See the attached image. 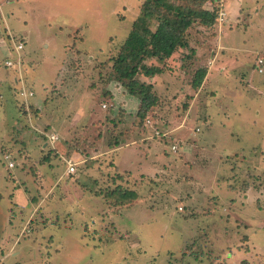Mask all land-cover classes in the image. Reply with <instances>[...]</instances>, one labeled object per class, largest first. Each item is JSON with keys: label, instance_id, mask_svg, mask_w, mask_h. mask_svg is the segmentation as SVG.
<instances>
[{"label": "rangeland", "instance_id": "obj_1", "mask_svg": "<svg viewBox=\"0 0 264 264\" xmlns=\"http://www.w3.org/2000/svg\"><path fill=\"white\" fill-rule=\"evenodd\" d=\"M145 1L0 0V38L33 64L19 78L33 97L0 83V230L22 232L0 264H264V0H227L221 26L196 20L187 47L141 62L163 70L154 80L120 78ZM219 38L233 63L194 88ZM5 61L0 46L3 78ZM143 89L154 105L139 117Z\"/></svg>", "mask_w": 264, "mask_h": 264}, {"label": "trees", "instance_id": "obj_2", "mask_svg": "<svg viewBox=\"0 0 264 264\" xmlns=\"http://www.w3.org/2000/svg\"><path fill=\"white\" fill-rule=\"evenodd\" d=\"M187 1L189 3L187 6L176 5L172 0L145 1L141 16L124 40L114 66V71L120 78L130 79L139 69L144 70L148 77L161 74L162 69L146 68L140 65L141 62L148 58H156L159 62H163L179 49L187 47L183 34L196 20L204 27L215 26L220 0ZM206 4L210 6L209 9L204 7ZM152 18L157 21L155 31L149 29ZM205 75L206 68H200L192 81V86L199 88ZM133 82L131 81L135 84ZM140 92L145 94V100L138 109V116L144 117L154 103L149 90L143 89Z\"/></svg>", "mask_w": 264, "mask_h": 264}, {"label": "crops", "instance_id": "obj_3", "mask_svg": "<svg viewBox=\"0 0 264 264\" xmlns=\"http://www.w3.org/2000/svg\"><path fill=\"white\" fill-rule=\"evenodd\" d=\"M226 2H227V0H222V3H223V5H225L226 4ZM257 2V1H256ZM228 9L230 10L229 12H231V15L234 17V15L235 14H232V12H234L233 11V8H235V9H239L238 7H237V5H236V3L235 2H231V1H228ZM238 12V15L241 17V21H244V18H246V19H250V16H251V12H250V10H246L244 13H243V15L241 16V13H239V11H237ZM245 19V20H246ZM251 23V21L249 20V24ZM9 33V32H8ZM8 33L6 34V38L8 37ZM2 33H0V35H1ZM9 37H10V33H9ZM9 37L7 38V40H4L3 38H0V46H1V49H2V51H3V53H4V55H5V59L7 58V53H8V50L9 49H11V46H12V44H10V42H9ZM215 46H218L219 48L217 49V50H220L219 52L218 51H216V53H215V55H213V54H211L210 56V58H212V56H213V59H207V62H206V65L208 64V61H211V60H213V61H211V63H210V66L208 67V70H207V73H206V75H205V78H204V80H203V82H202V84H201V87H200V89H202L203 87H205V86H207V84H208V82H209V77H210V74H211V72H212V69H213V66L214 65H216L217 63H219L220 64V66H218L219 68H220V70H224V71H226L227 70V68L230 66V62H232L233 63V61L230 59V57H229V55L228 54H225V52L226 51H229V49H230V47H225V46H223L222 44H221V39L219 38V40L217 41V43H215L214 44ZM201 49V48H200ZM200 49H199V52H200ZM222 52V53H221ZM22 57H25V55H22ZM27 59V62H30V66H32L33 64H32V62H31V60L29 59V58H27V57H25V59H24V61ZM22 66V64L20 65V66H15L14 68H12L13 70H11L10 68H8V69H5V71H6V73H7V76L6 77H2L4 74H5V72H1L0 71V83H4V81H9V79L7 80V78L9 77V78H11V82H10V84H12V85H14L15 87H16V89L18 88H20L21 86H22V83H23V81L21 80L20 81V79H22V75H20V69L22 68L21 67ZM217 66V65H216ZM206 67V66H205ZM16 68V69H15ZM207 68V67H206ZM15 69V70H14ZM226 69V70H225ZM21 77V78H20ZM20 78V79H19ZM153 80L155 79V77L153 78V77H151ZM1 85V84H0ZM3 85V84H2ZM13 86H11V88H12ZM27 88V87H26ZM63 88H66V90L68 89V87L67 86H65V87H63ZM28 90H29V88H27ZM72 95L69 93V97H71ZM41 102V100L39 101V103ZM36 103V102H35ZM89 104H91V102L89 103ZM90 106V105H89ZM101 112V111H100ZM101 117H102V115H103V113L101 112V114H99ZM80 116H81V113L80 112H78L77 113V117H78V119L77 120H79V118H80ZM15 121H17V122H19L18 120H15ZM77 122V121H76ZM107 124V123H106ZM51 135H55V134H51ZM50 135V136H51ZM57 136V135H56ZM21 136L19 135V138H20ZM58 138V137H57ZM56 141H50V140H48V143L50 144V145H52V144H54ZM102 144V143H101ZM101 144H100V146H101ZM99 146V145H98ZM100 146H99V148H100ZM54 148H56L57 149V151L60 153L61 151H63V150H65L64 149V147H63V145L62 144H57V145H55V147ZM14 149V148H13ZM74 149V148H73ZM117 150V148H114V149H108V150H105L104 152H102V154L101 153H99V155L98 156H100V155H103V153H107V152H115ZM62 157H64V156H62ZM95 157H90V159H94ZM72 161H73V159L72 158H70ZM62 160L64 161V160H66L65 158H62ZM74 162V161H73ZM13 163V162H12ZM75 163V162H74ZM14 165V164H13ZM66 168V167H65ZM65 171H66V169H65ZM66 173V172H65ZM67 174V173H66ZM3 221H4V219H3ZM22 234V232L20 231L19 233H17V228H14V227H10V226H5V228H2L1 230H0V247H2V249H4L5 247L7 248V247H10V250L9 251H6L7 253L6 254H13L14 253V249H12L13 248V246L17 243V241L19 242V238H20V235ZM23 236V235H22ZM15 240V241H14Z\"/></svg>", "mask_w": 264, "mask_h": 264}, {"label": "built area", "instance_id": "obj_4", "mask_svg": "<svg viewBox=\"0 0 264 264\" xmlns=\"http://www.w3.org/2000/svg\"><path fill=\"white\" fill-rule=\"evenodd\" d=\"M226 17H227V12L224 10L222 0H220L219 5H218L217 18H216V21H217L219 26H221L222 23L225 22ZM23 48H24L23 42H21V41L11 46V49H9L8 53H7V58L5 61V67L14 68L15 66H20L22 64L23 57H22L21 51L23 50ZM256 68H257L258 73L263 72V70H264V59L263 58L257 59ZM18 94L24 100L33 97L32 91L28 90L23 85L20 87ZM102 107L106 108V105L102 104ZM145 125L146 126L151 125V121L149 119H147L145 121ZM49 138H50V141L58 140L57 136H55V135H51ZM171 149L174 153L177 152L175 146H172ZM6 160L8 162L7 167L13 168L14 165L11 161H9L8 156H6ZM64 161H65L67 175L75 174L76 163H74L71 159L64 160Z\"/></svg>", "mask_w": 264, "mask_h": 264}]
</instances>
